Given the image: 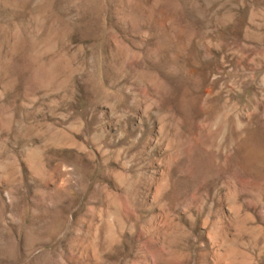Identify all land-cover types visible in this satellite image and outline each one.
Instances as JSON below:
<instances>
[{
  "label": "rangeland",
  "instance_id": "1",
  "mask_svg": "<svg viewBox=\"0 0 264 264\" xmlns=\"http://www.w3.org/2000/svg\"><path fill=\"white\" fill-rule=\"evenodd\" d=\"M0 264H264V0H0Z\"/></svg>",
  "mask_w": 264,
  "mask_h": 264
}]
</instances>
